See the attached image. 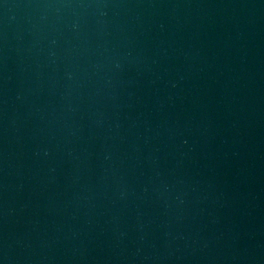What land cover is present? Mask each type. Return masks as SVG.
<instances>
[{
  "label": "water",
  "instance_id": "water-1",
  "mask_svg": "<svg viewBox=\"0 0 264 264\" xmlns=\"http://www.w3.org/2000/svg\"><path fill=\"white\" fill-rule=\"evenodd\" d=\"M0 264H264V0H0Z\"/></svg>",
  "mask_w": 264,
  "mask_h": 264
}]
</instances>
